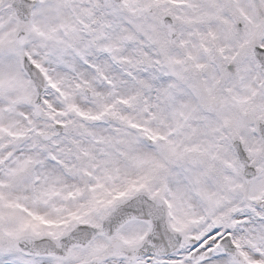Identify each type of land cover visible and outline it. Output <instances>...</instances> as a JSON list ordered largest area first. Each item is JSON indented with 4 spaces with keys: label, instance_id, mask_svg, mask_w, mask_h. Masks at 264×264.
I'll return each instance as SVG.
<instances>
[{
    "label": "snow or ice",
    "instance_id": "snow-or-ice-1",
    "mask_svg": "<svg viewBox=\"0 0 264 264\" xmlns=\"http://www.w3.org/2000/svg\"><path fill=\"white\" fill-rule=\"evenodd\" d=\"M0 264H264V0H0Z\"/></svg>",
    "mask_w": 264,
    "mask_h": 264
}]
</instances>
